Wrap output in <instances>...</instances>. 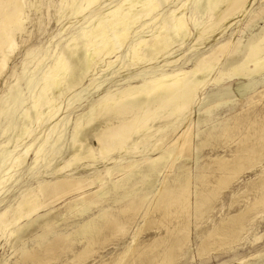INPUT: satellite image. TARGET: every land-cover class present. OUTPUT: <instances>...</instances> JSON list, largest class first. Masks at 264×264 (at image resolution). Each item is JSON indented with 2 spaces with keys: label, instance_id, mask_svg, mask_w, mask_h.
<instances>
[{
  "label": "bare ground",
  "instance_id": "6f19581e",
  "mask_svg": "<svg viewBox=\"0 0 264 264\" xmlns=\"http://www.w3.org/2000/svg\"><path fill=\"white\" fill-rule=\"evenodd\" d=\"M25 2L0 0V82L25 31ZM262 4L60 0L58 18L74 19L77 29L45 63L42 55L27 60L32 50L26 51L28 100L21 99L16 71L15 92L0 100V119L10 112L0 129V239L14 248L38 228L42 240L54 228L77 225L16 261L28 263L34 254L29 263L181 264L192 227L180 214L194 210L198 228V216L216 206L218 218L208 215L209 226L196 233L198 255L215 251L216 242L251 246L264 238V230L256 231L264 222V102L219 131L195 134V122L205 124L200 110L207 91L231 84L220 96L231 92L240 102L264 81V26L244 42L230 34L239 21L248 28L261 19L264 9L252 11ZM51 44L52 38L45 49ZM209 44L182 66L190 52ZM261 86L249 92L253 105L264 97ZM169 128L171 140L164 135ZM225 189L230 203L242 197L227 212Z\"/></svg>",
  "mask_w": 264,
  "mask_h": 264
},
{
  "label": "rangeland",
  "instance_id": "374dc122",
  "mask_svg": "<svg viewBox=\"0 0 264 264\" xmlns=\"http://www.w3.org/2000/svg\"><path fill=\"white\" fill-rule=\"evenodd\" d=\"M25 1H26L25 2V11L27 14L25 31L21 37H18L19 47L15 51L14 55L12 56V61L10 63L9 72L6 75V77L4 79H2L0 82V100L4 97V94L10 93V92H12V93L15 92V83L16 82H15V80H13V77H12V74L14 71H16V75L20 79L19 86H20V90H21L20 91L21 99H23V98L27 99L29 96V91H28V88L24 82H25V79L28 77L29 72L32 68H30V66H31V63H30L27 65L29 71L28 70L23 71L24 69H23L22 62L24 61L26 51L32 50V55L27 60H31V58H33L35 60L39 56L42 55V56H44L42 63L43 62L45 63L46 61H48L50 59V57H52L53 52H55V50L58 47L57 44L61 45L64 42V40L67 38V36L70 33H72L75 29H77V26H78V25H75L74 19H71V18H64V19L60 18L59 19L58 18L57 9L60 6V0H25ZM263 9H264V4L257 6L253 9L252 14H254L256 12L257 13L261 12ZM60 21H62V22H60ZM247 23L248 22H246V21H239L237 23V25L231 29V32H230L231 38L234 39L235 34L238 33V34H241L240 36L237 37L238 40L243 41V42L249 40L252 36L255 35L256 29L262 28L264 26V16H262V18L259 20H254V22L249 24L248 28L246 27ZM63 26H64V28L69 26L68 29L65 28L67 31H65V29L62 28ZM245 27H246V29H245ZM63 29H64V31H63ZM241 30H244V32H241ZM50 38H52V44L50 46L51 48L49 47L48 49H45L46 47L44 45H46V42ZM54 46H55V48H54ZM210 47H211V44L207 45L206 47L204 46L203 48H201L199 50V52L197 54L195 51L190 52L186 56V58L184 59L182 66H189L190 62H192L196 57H198L199 55L204 53ZM146 76H150V75H147V74L143 75V77H146ZM261 84H264L263 80H260V82L257 81V83L255 85H253L250 89H248V91L245 92V95H244L245 97L240 102L235 99L236 95H234L231 92H229L228 95H222L221 94L222 96H220L219 92H222L223 89L229 90L231 87V84H227L226 86H224L222 88L211 89V90L207 91L205 94V99H204L205 105L203 108H201L203 110H200V111H203L204 123L207 124V127H205V124L203 125V123L196 121L195 122V134H196V136H198L200 134L201 129H203V130L210 129L213 131H219L220 129L227 127L228 123L230 122L231 119H236L239 116L245 115L247 112H254L255 110L258 111L260 104L262 102H264V97L261 98L260 103L253 105L249 102V92L251 90L257 88L258 86H259L258 88L261 89L262 88ZM214 94H217V96H215L213 98ZM76 97L73 98V100H75ZM84 98H85V96L78 98L73 104H75L79 101H82ZM214 101H217V103ZM214 103H216L215 106H213ZM78 109L79 108H76L74 110L77 111ZM218 113H220V115H218ZM74 115H75L74 112L70 113L69 119L74 117ZM9 116H10V112H8L5 116H3L0 119V121H1L0 122V129L4 125H6V120L8 119ZM192 120H194V118ZM181 127H182V125L179 124L178 128L175 130H180ZM170 129L171 128L166 130L167 132L164 133V135L168 136L169 140H171V138L174 136L173 132ZM66 132H67V127H66ZM11 135H12V133L9 130L6 133L5 137L11 136ZM46 147L48 150L49 147L48 146H46ZM207 148L208 147H206L205 152L206 151L208 152V150L211 151L210 148L209 149H207ZM157 152L158 151H153V152L146 154L145 156H153ZM201 160L202 159L197 160L196 164L194 165V169L200 164ZM86 171H88L89 175H91L93 172L90 169H88V170L86 169ZM248 174L249 173H245L244 176L248 175ZM242 178H243V176H242ZM31 181L34 182L35 179L31 178ZM31 185H34V183ZM22 188H24V187H22ZM226 190H228V189H225L224 192H222V194L220 195L221 200H222L224 207H225L224 208L225 212H227L229 210V208H232V209H230V211L234 210L237 207V203H238V202L236 203V200L240 201V199L242 198V197H240L238 199H235L234 203H230L229 202L230 201V197H229L230 191H226ZM151 191H152V189H150V193H151ZM15 192H16V190L12 191L11 196L9 197L10 200L8 198V199H6L5 202H7L8 200L12 201L13 200L12 198H14V196H16V194H17V192L16 193ZM243 195L248 196L249 191L246 192V194L243 193ZM220 203L221 202H216V204H218V205ZM217 209L219 210L218 206H216V210H214V211L211 210V212L209 211V213L204 214L203 217L198 216V218L201 219V221L203 220L202 225L199 226V224H198V226H199L198 228L194 227L195 226L194 224L199 222L198 219L195 220L196 218H195V211L194 210L190 209L189 211L184 212L182 215L180 214V218H179L180 220H182V218H184V216H185V218L190 217L189 218L190 223H191L190 226L192 227V241L184 248V259L182 260L181 264H239L240 261H241L240 262L241 264L263 263L264 262V238L259 240L258 241L259 243L258 242L254 243L251 246H249L245 242H244V244H241V243L237 244L234 242V243H228V244L226 243L225 245L222 242H216L215 245H213V246H216L218 244L217 245L218 247H217V249H215V251L210 250L209 253L204 254V255H198L197 254L196 246H197L199 240L196 237V233L198 230H205L207 228V226H209L210 222L208 220L210 218L205 221V219L208 215H212V218H214V219L218 218L219 211ZM185 213H187L188 215ZM197 213H199V212H197ZM95 214H97V213H95ZM258 218L259 217H257V221H259ZM258 223H259V225H258V229L256 231L262 232L264 230V222L259 221ZM158 224L160 225V223H157V225ZM76 225H77V222L72 223V227L68 230L61 229L64 226L54 228V229L50 230L42 238V240H40V238L38 237V235L39 234L41 235V233H42L40 228H38L34 232L35 233L34 236H32L33 233L29 234L30 236L25 237L24 240L17 242V244L14 246V248H10L8 244H4L5 237L3 236L0 239V262H3L7 258V259H9L7 264H32L29 262H33L32 258L34 257V254H32V256L27 257L26 260H28V263H24V262H22V260L16 261V259L18 258L19 255H22L24 253L26 254L33 247H35V249H37V251H39L40 249H38V247H37V244L39 242H41V244L43 246H45V245H48V243L53 242L54 240H59L62 237V234H64L65 232H69L72 229H75ZM153 231L152 230L147 231L143 235L145 237H147V236L149 237V235L153 234ZM129 237H130V235H129ZM251 238H252V236L250 235V239ZM219 244H222V246H220V249H218ZM225 249H228V250H225ZM215 252H217V253H215Z\"/></svg>",
  "mask_w": 264,
  "mask_h": 264
}]
</instances>
